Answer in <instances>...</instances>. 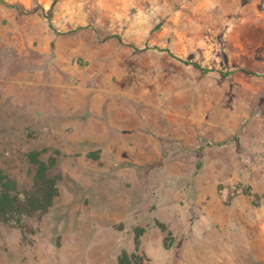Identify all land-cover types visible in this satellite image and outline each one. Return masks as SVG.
Returning a JSON list of instances; mask_svg holds the SVG:
<instances>
[{
	"label": "rangeland",
	"instance_id": "1",
	"mask_svg": "<svg viewBox=\"0 0 264 264\" xmlns=\"http://www.w3.org/2000/svg\"><path fill=\"white\" fill-rule=\"evenodd\" d=\"M243 69L264 73V0H0V264H264V76ZM105 90L121 157L70 112Z\"/></svg>",
	"mask_w": 264,
	"mask_h": 264
},
{
	"label": "crops",
	"instance_id": "2",
	"mask_svg": "<svg viewBox=\"0 0 264 264\" xmlns=\"http://www.w3.org/2000/svg\"><path fill=\"white\" fill-rule=\"evenodd\" d=\"M112 93L110 92V94ZM74 94L71 92L68 95L69 99H74L75 101L82 99V103H78V105L85 107L70 110V112L80 110L82 114L84 113L83 117L77 118V123L83 126L82 140L89 141V143L95 145V148L100 150L101 153L107 152L108 154L104 156L121 157L123 154L120 151L129 152L131 149L129 140L123 141V143H128V146L123 143L120 144L122 141L116 135L119 125L114 120L116 117L115 97L108 96L105 90L103 93L95 94L88 105L89 107H86L84 96L81 97ZM78 135L79 133H76L74 137Z\"/></svg>",
	"mask_w": 264,
	"mask_h": 264
},
{
	"label": "trees",
	"instance_id": "3",
	"mask_svg": "<svg viewBox=\"0 0 264 264\" xmlns=\"http://www.w3.org/2000/svg\"><path fill=\"white\" fill-rule=\"evenodd\" d=\"M113 36L118 38L121 41V38H120L119 35H113ZM128 45L131 46L134 50H140L139 47H137L134 44L128 43ZM156 48L158 50H160V51H167L169 54H172L169 50L162 49V48H159V47H156ZM180 60L183 63H185V64L193 65L194 67L202 70L203 72H209L211 70V69H209L207 67H203L202 65H200L197 62H191V61L182 60V59H180ZM243 70L246 71L247 73H251V74H254V75H257V76H264V73L250 72L247 69H243ZM233 72H234L233 70L227 71V72L224 73V75L232 74ZM45 180H46V177H45ZM47 182H49L50 187H52V188L54 187L53 182H52V180L50 178H47ZM52 188H51V193L49 194V197L50 196L52 197L55 194V189L54 188L52 189ZM17 201H18L17 199L12 198L10 196V194L7 193L6 191H0V212L6 213V212L11 211L14 207H16L18 205ZM49 202H50V200H49ZM49 202L47 201V203L41 204V207L42 208H46L49 205Z\"/></svg>",
	"mask_w": 264,
	"mask_h": 264
}]
</instances>
